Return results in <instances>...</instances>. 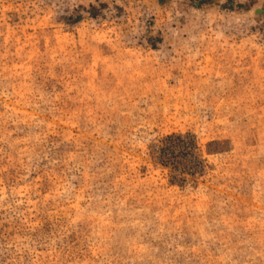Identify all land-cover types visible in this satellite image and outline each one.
I'll use <instances>...</instances> for the list:
<instances>
[{
	"label": "rangeland",
	"instance_id": "rangeland-1",
	"mask_svg": "<svg viewBox=\"0 0 264 264\" xmlns=\"http://www.w3.org/2000/svg\"><path fill=\"white\" fill-rule=\"evenodd\" d=\"M0 264H264V0H0Z\"/></svg>",
	"mask_w": 264,
	"mask_h": 264
}]
</instances>
